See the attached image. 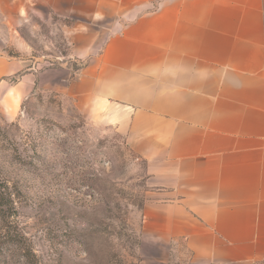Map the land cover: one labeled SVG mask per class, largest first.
<instances>
[{"label":"crops","instance_id":"obj_1","mask_svg":"<svg viewBox=\"0 0 264 264\" xmlns=\"http://www.w3.org/2000/svg\"><path fill=\"white\" fill-rule=\"evenodd\" d=\"M29 5L112 19L75 37L77 57L104 45L57 79L143 161L141 244L167 251L153 264L179 247L185 264H264V0H0V16ZM24 67L0 57V78ZM41 75L23 72L21 102Z\"/></svg>","mask_w":264,"mask_h":264},{"label":"rangeland","instance_id":"obj_2","mask_svg":"<svg viewBox=\"0 0 264 264\" xmlns=\"http://www.w3.org/2000/svg\"><path fill=\"white\" fill-rule=\"evenodd\" d=\"M111 22L60 17L38 5L10 23L0 16V57L25 66L0 78V264H153L167 253L141 244L143 161L112 120H93L61 93L65 74L76 78L104 45L77 57L75 37ZM24 71L42 75L21 102ZM179 248L163 264H185Z\"/></svg>","mask_w":264,"mask_h":264}]
</instances>
